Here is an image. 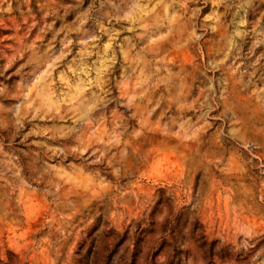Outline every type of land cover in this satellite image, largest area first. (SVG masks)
Masks as SVG:
<instances>
[{"label":"rangeland","instance_id":"obj_1","mask_svg":"<svg viewBox=\"0 0 264 264\" xmlns=\"http://www.w3.org/2000/svg\"><path fill=\"white\" fill-rule=\"evenodd\" d=\"M0 264H264V0H0Z\"/></svg>","mask_w":264,"mask_h":264}]
</instances>
